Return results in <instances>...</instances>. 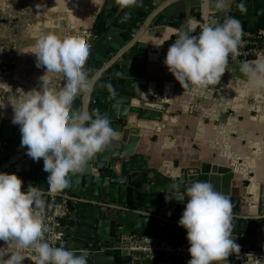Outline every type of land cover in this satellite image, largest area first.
Instances as JSON below:
<instances>
[{"label":"water","instance_id":"1","mask_svg":"<svg viewBox=\"0 0 264 264\" xmlns=\"http://www.w3.org/2000/svg\"><path fill=\"white\" fill-rule=\"evenodd\" d=\"M186 9L187 0H136L125 7L115 0H104L93 24L86 63L89 74L99 76L83 103L90 112L109 118L117 139L88 162L85 172L72 175L69 185L60 193L47 192L42 161L33 160L26 148L20 146V129L10 131L8 125L13 124L7 122L0 126V171L18 174L23 180L22 189L29 185L39 187L44 204L53 196L57 202L69 205L60 226L70 251L87 252V264H187L190 254L147 255L134 247H172L184 243L186 229L177 222L186 198L166 201L165 195L182 192L194 180L211 181L230 198L234 216L232 239L240 245V253L252 252L258 235L264 236L262 186L256 205L247 202L241 207L240 197L230 195L232 174L228 168L211 171L210 166L201 165L197 174L183 169L176 176H169L167 170L137 165V156L127 160L120 156L129 113L138 119L159 121L167 110L165 104L141 98L144 74H138L137 69L147 57V45L139 38L147 31L179 26ZM232 17L240 21L241 27L262 29L264 36V0H234ZM80 103L77 97L73 106L78 108ZM252 257L230 254L224 264H252Z\"/></svg>","mask_w":264,"mask_h":264},{"label":"clouds","instance_id":"2","mask_svg":"<svg viewBox=\"0 0 264 264\" xmlns=\"http://www.w3.org/2000/svg\"><path fill=\"white\" fill-rule=\"evenodd\" d=\"M115 2L125 7L136 0ZM227 7L228 0H215L216 10ZM241 9L246 11L243 2ZM196 29L197 24L190 21L163 60L181 87L193 91L219 83L229 55L235 59L240 54L243 34L240 21L232 16L222 23L212 21L191 35ZM89 51L90 45L80 36L42 35L32 51L36 66L44 68L40 85L11 103V120L21 133L20 146L33 160L42 161L44 186L50 195L64 190L72 175L85 172L88 162L117 139L109 118L90 112L83 103L99 76L90 75L84 67ZM240 72L246 89L264 90V54L242 61ZM57 79L63 81L62 87H54ZM77 97L81 103L75 108ZM22 184L15 172L0 171V241L4 242L0 264H23L25 258L34 264H87V252L77 254L56 245L41 189L36 185L22 189ZM171 199L185 201L177 223L186 229L191 257L187 264H216L240 252V245L232 239L233 204L211 181L194 180L180 193L168 192L165 200Z\"/></svg>","mask_w":264,"mask_h":264},{"label":"crops","instance_id":"3","mask_svg":"<svg viewBox=\"0 0 264 264\" xmlns=\"http://www.w3.org/2000/svg\"><path fill=\"white\" fill-rule=\"evenodd\" d=\"M103 2L0 0V126L3 122L13 124L11 103L40 85L44 68L36 66L32 53L37 40L48 33L91 35ZM214 3L187 0L186 15L179 26H165L140 36L139 42L147 45V57L137 69L138 74H144L141 98L165 104L167 110L159 121L138 119L129 113L120 156L124 160L137 156V165L167 170L169 176L183 169L197 174L201 165L210 166L211 171L228 168L232 174L230 195L240 197L241 207L247 202L255 206L261 186L264 189V90L244 87L241 62L228 61L219 83L199 91L182 88L163 63L168 47L178 33L187 30L190 21L197 24L191 35H197L210 23L208 15L227 12L233 16L234 0H228L224 11L216 10ZM258 54H264L263 45ZM62 84L57 79L54 87ZM8 127L12 131L19 125ZM165 248V254L182 256L189 248L186 234L182 245ZM250 253L255 258L252 264H264V236L258 235ZM23 264L34 262L25 258ZM216 264H224V260Z\"/></svg>","mask_w":264,"mask_h":264},{"label":"built area","instance_id":"4","mask_svg":"<svg viewBox=\"0 0 264 264\" xmlns=\"http://www.w3.org/2000/svg\"><path fill=\"white\" fill-rule=\"evenodd\" d=\"M229 13H220V14H211L208 15V20L210 22L216 21L217 23H222L227 17H229ZM242 41L239 48V56L235 59L232 58L231 55L228 57L229 62H242V61H252L255 56L259 53L262 48V42L264 39L263 30L262 29H242ZM90 45L92 44L93 37L91 35L81 36ZM87 63V62H86ZM86 69V64H85ZM45 210L47 216L51 217V220L48 221L51 227L50 235L56 239L57 246H64L66 249L67 242L64 237V232L62 227L60 226V220L63 218L69 211V206L63 202H57L55 197L49 196L47 201L45 202ZM48 235V234H46ZM69 250V249H68ZM134 250L144 251L147 255L161 253L165 254L167 252L166 248L161 245L151 244L148 246L138 245L134 247ZM184 254L182 256H186L189 254L188 250H184ZM240 253V252H239ZM234 253V255H242L244 257L253 256L250 252H243L240 254Z\"/></svg>","mask_w":264,"mask_h":264},{"label":"trees","instance_id":"5","mask_svg":"<svg viewBox=\"0 0 264 264\" xmlns=\"http://www.w3.org/2000/svg\"><path fill=\"white\" fill-rule=\"evenodd\" d=\"M229 14H230V16H232L231 13H229ZM242 29H250V28H247L246 26H243ZM253 30H254V29H253ZM68 206H69V205H68Z\"/></svg>","mask_w":264,"mask_h":264}]
</instances>
